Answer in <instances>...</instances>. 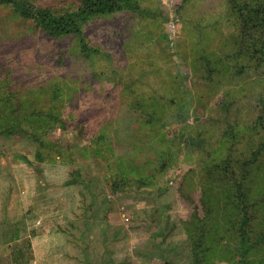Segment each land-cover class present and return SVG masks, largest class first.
Listing matches in <instances>:
<instances>
[{
  "label": "rangeland",
  "instance_id": "374dc122",
  "mask_svg": "<svg viewBox=\"0 0 264 264\" xmlns=\"http://www.w3.org/2000/svg\"><path fill=\"white\" fill-rule=\"evenodd\" d=\"M137 2L80 36L0 5V264H240L241 214L264 264V76L236 47L264 0Z\"/></svg>",
  "mask_w": 264,
  "mask_h": 264
},
{
  "label": "trees",
  "instance_id": "16d2710c",
  "mask_svg": "<svg viewBox=\"0 0 264 264\" xmlns=\"http://www.w3.org/2000/svg\"><path fill=\"white\" fill-rule=\"evenodd\" d=\"M9 4L17 15L32 18L40 28L51 36H65L76 34L80 36V25L97 16H107L122 11H139L137 0H81V4L73 11L55 12L48 7H37L18 0H0V5ZM239 11L237 25V56L247 59L245 65L264 76V9L259 6H237ZM86 49V45H82ZM251 63V64H250ZM263 112V113H262ZM258 120L248 126L250 130H257L260 124L264 125V110ZM259 124V125H257ZM264 148V146H263ZM257 157V152L253 154ZM249 163V162H248ZM247 217L241 214L237 222L238 242L237 252L241 258L240 264H246L244 259L248 250V236L245 225Z\"/></svg>",
  "mask_w": 264,
  "mask_h": 264
}]
</instances>
